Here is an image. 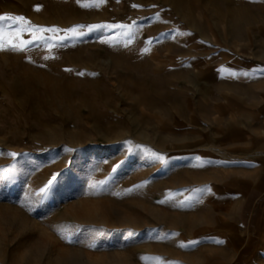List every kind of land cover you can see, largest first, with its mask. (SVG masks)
<instances>
[{
    "label": "rangeland",
    "instance_id": "obj_1",
    "mask_svg": "<svg viewBox=\"0 0 264 264\" xmlns=\"http://www.w3.org/2000/svg\"><path fill=\"white\" fill-rule=\"evenodd\" d=\"M4 14L62 31L0 50V264H264V115L233 97L238 62L264 64V0Z\"/></svg>",
    "mask_w": 264,
    "mask_h": 264
},
{
    "label": "snow or ice",
    "instance_id": "obj_2",
    "mask_svg": "<svg viewBox=\"0 0 264 264\" xmlns=\"http://www.w3.org/2000/svg\"><path fill=\"white\" fill-rule=\"evenodd\" d=\"M5 21H10L12 24L9 25V28L12 27V25H17V29L15 32H7L4 30V28L0 27V50H4V45L7 44L9 49L13 51H23L26 49L27 46L31 45L33 41H42L45 44L49 43V39H46L42 34L43 33H52L56 34L62 30L57 29L56 27H51V28H44L41 26H35L32 25L30 21H28L25 17L23 16H16V15H10V14H4L0 15V23L5 22ZM102 27H113L112 25H92L88 26V31L92 32L95 31L99 28ZM23 32H30L32 34V39L31 40H22L20 39L21 34ZM67 32L71 33V37L68 35L61 36L59 37L60 41L67 40L70 38H78L83 36L85 33L79 29V26L74 27L72 29L67 30ZM41 35H37V34ZM83 75V73H80ZM12 156H15V153L11 154ZM154 158L156 159H162V157L157 156L155 153L152 154ZM57 179V176H53L51 180H49L48 184L45 186L44 189L41 191L43 193H47L50 188L53 185V182Z\"/></svg>",
    "mask_w": 264,
    "mask_h": 264
},
{
    "label": "crops",
    "instance_id": "obj_3",
    "mask_svg": "<svg viewBox=\"0 0 264 264\" xmlns=\"http://www.w3.org/2000/svg\"><path fill=\"white\" fill-rule=\"evenodd\" d=\"M238 66L234 67L235 76L233 78L234 93L233 97L243 102L245 106L250 108L249 117H257V114L264 115V64L257 61L238 62ZM262 70H258V69ZM238 73V74H237ZM263 75V77H258ZM237 85L239 90L237 91ZM257 112V113H256ZM242 119L239 121L242 125H252L250 122ZM256 124V123H255ZM264 125V123H258Z\"/></svg>",
    "mask_w": 264,
    "mask_h": 264
},
{
    "label": "bare ground",
    "instance_id": "obj_4",
    "mask_svg": "<svg viewBox=\"0 0 264 264\" xmlns=\"http://www.w3.org/2000/svg\"><path fill=\"white\" fill-rule=\"evenodd\" d=\"M124 235H126V234H123V236H124ZM123 236H121V240H124V239H126V238H123Z\"/></svg>",
    "mask_w": 264,
    "mask_h": 264
}]
</instances>
